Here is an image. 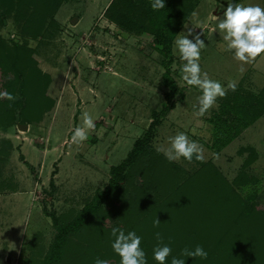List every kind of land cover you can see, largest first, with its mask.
<instances>
[{"label": "rangeland", "instance_id": "rangeland-1", "mask_svg": "<svg viewBox=\"0 0 264 264\" xmlns=\"http://www.w3.org/2000/svg\"><path fill=\"white\" fill-rule=\"evenodd\" d=\"M110 1L66 0L55 14L58 24L45 29L39 38L30 39L38 65L51 74L47 93L55 104L40 121H17L0 128V144L4 138L13 142L11 154L0 163V179L14 185L0 189V264H26L25 257L39 252L41 247L42 257L58 231L47 211L61 213L74 208L77 214L105 188L112 166L126 158L134 140L151 124L153 110L166 103L168 87L163 81L161 46L155 43L153 33L126 31L109 19L104 12ZM228 2L236 3L195 0L194 11L184 19L174 39L187 35L189 28L194 29V34L202 33L205 47L199 61L201 69L225 87L226 96L217 98L204 116L197 115L201 90L183 81L184 62L178 52L174 53L173 75L182 92L158 126L153 145H167L169 137L184 132L203 146L205 160L211 159L231 181L245 168L248 181L241 190L257 192L256 205L264 209V113L221 148L208 144L213 141L212 120H217L219 114L228 122L234 120L232 112L220 113L223 102L236 91L246 95L264 87V53L252 63L238 61L234 50H227V42L219 32L217 26L224 19ZM238 3L264 8V0ZM2 31L9 38H20L12 18ZM194 34L188 38L193 39ZM230 81L236 83L235 91L228 88ZM85 112L92 117L95 128L86 130L85 141L74 144L71 136L75 128L83 127ZM195 162L181 159L178 163L192 169L199 166ZM163 186L152 183L143 171L137 170L132 182H124V190L103 202L105 216L95 214L89 219L92 223L101 221L107 229L101 235L93 232L97 243L111 241L113 228L126 225L127 229L128 225L124 232H131L134 219L124 217V213L129 214L124 211L131 208L121 205L131 199L136 202L128 201V205H148L153 199H165L169 195L163 193ZM184 194L180 193L173 205H195L192 199L183 198ZM135 197L142 198L137 201ZM181 200L185 203L181 204ZM94 247L98 245L94 243ZM83 250L71 252L66 264H84ZM115 257L110 255L108 264H118Z\"/></svg>", "mask_w": 264, "mask_h": 264}, {"label": "trees", "instance_id": "trees-1", "mask_svg": "<svg viewBox=\"0 0 264 264\" xmlns=\"http://www.w3.org/2000/svg\"><path fill=\"white\" fill-rule=\"evenodd\" d=\"M64 1L0 0V92L11 93L15 97L14 100L0 99V128H8L17 121H40L55 104V99L47 93L51 74L38 65L30 39L39 38L45 29L58 24L55 14ZM151 4L152 0H111L104 14L126 31L154 34V41L161 46L163 54V81L168 87L166 103L153 110L151 124L134 140L126 158L112 166V175L105 188L100 189L77 214H74V208L61 213L47 211L58 231L46 253L41 257L42 247L39 248L38 254L33 252V255L25 257L26 264H66L71 260V252L83 249L84 264H95L97 258L106 260L112 254L117 256L115 259L120 264V257L112 248L115 237L100 243L102 246L98 244L93 235H101L107 229L101 221L92 223L89 219L95 214L105 216L103 202L124 190V182H132L139 169L152 183L164 185L163 193L169 195L165 199H153L148 205H128V201L136 202L135 199H127L126 205H121L131 208V211H124L129 212L127 215L124 213V217L134 219L131 229L141 237L147 264H158L154 259V249L158 245L172 249L166 264H171L173 257L184 259L185 264H264V209L256 205L257 192L241 190L248 181L245 168L231 181L211 159L204 162L196 160L199 166L189 169L178 162H169L154 148L157 128L163 117L175 107L176 96L182 92L172 70L174 39L197 3L195 0H165V8L160 10H153ZM10 18L19 29L20 38H9L3 34L2 30ZM18 94L21 99H16ZM228 98L230 100L223 102L220 113L230 111L234 120L228 122L220 114L217 120H212L213 141L208 144L215 149L230 142L243 127L264 113V87L260 92L246 95L236 91ZM12 148V140L4 138L0 144V163L11 154ZM5 185L14 186L0 179V189ZM182 192H185L183 198L192 199L195 205H173ZM135 198L138 201L142 197ZM184 203L181 200V204ZM157 218L160 224L154 227L153 222ZM90 222L93 231L90 230ZM125 226L120 228L128 230V225L127 229ZM157 232L161 240L157 239ZM86 241L88 246L84 245ZM197 246L207 252L206 259L182 255L184 249L194 250ZM85 257L90 259L89 262Z\"/></svg>", "mask_w": 264, "mask_h": 264}, {"label": "clouds", "instance_id": "clouds-1", "mask_svg": "<svg viewBox=\"0 0 264 264\" xmlns=\"http://www.w3.org/2000/svg\"><path fill=\"white\" fill-rule=\"evenodd\" d=\"M153 10L165 8V0H152ZM224 19L218 23L219 32L227 42V50H234V58L244 63H252L258 56L264 53V8L260 5H243L228 2L226 10L223 11ZM187 27V25H185ZM194 29L189 28L187 35L178 36L174 41L173 52H178L180 60L183 61L182 79L189 86L198 87L201 95L198 97L197 115L204 116L213 106L217 98L226 96L225 87L216 80L209 78L207 72H203L200 66L201 50L205 47V41L201 38L202 33L196 32L193 39ZM236 83L230 81L228 88L235 91ZM14 100L11 93L0 92V99ZM83 127H77L71 136L74 144L85 141L86 130L95 128L92 117L83 113ZM156 151L162 153L169 162H179L181 159L191 163L194 159L205 161L204 148L195 140H191L184 132H178L169 137L167 145H155ZM160 220L157 218L153 225L159 227ZM115 240L112 248L120 257V264H147L145 251L141 248V237L135 231L125 232L119 228L112 229ZM158 240L162 237L156 233ZM172 249L167 245H158L154 249V259L158 264H166V260ZM186 257L207 258V252L197 246L194 250L184 249L182 252ZM95 264H108V261L96 259ZM171 264H185L184 259L173 257Z\"/></svg>", "mask_w": 264, "mask_h": 264}, {"label": "water", "instance_id": "water-1", "mask_svg": "<svg viewBox=\"0 0 264 264\" xmlns=\"http://www.w3.org/2000/svg\"><path fill=\"white\" fill-rule=\"evenodd\" d=\"M24 126H25V127H27V126H28V124H24Z\"/></svg>", "mask_w": 264, "mask_h": 264}, {"label": "crops", "instance_id": "crops-1", "mask_svg": "<svg viewBox=\"0 0 264 264\" xmlns=\"http://www.w3.org/2000/svg\"><path fill=\"white\" fill-rule=\"evenodd\" d=\"M240 0H238L236 3H238Z\"/></svg>", "mask_w": 264, "mask_h": 264}]
</instances>
